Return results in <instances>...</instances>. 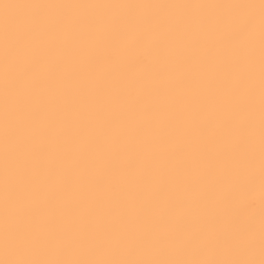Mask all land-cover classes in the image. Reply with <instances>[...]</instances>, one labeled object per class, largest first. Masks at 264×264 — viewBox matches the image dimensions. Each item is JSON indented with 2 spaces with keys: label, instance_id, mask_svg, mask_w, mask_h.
<instances>
[{
  "label": "snow or ice",
  "instance_id": "obj_1",
  "mask_svg": "<svg viewBox=\"0 0 264 264\" xmlns=\"http://www.w3.org/2000/svg\"><path fill=\"white\" fill-rule=\"evenodd\" d=\"M0 264H264V0H0Z\"/></svg>",
  "mask_w": 264,
  "mask_h": 264
}]
</instances>
